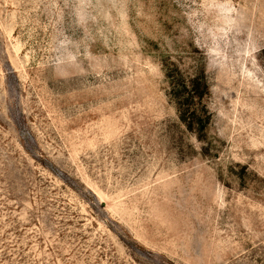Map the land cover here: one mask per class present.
<instances>
[{
	"label": "rangeland",
	"instance_id": "obj_1",
	"mask_svg": "<svg viewBox=\"0 0 264 264\" xmlns=\"http://www.w3.org/2000/svg\"><path fill=\"white\" fill-rule=\"evenodd\" d=\"M0 264H264V0H0Z\"/></svg>",
	"mask_w": 264,
	"mask_h": 264
},
{
	"label": "trees",
	"instance_id": "obj_2",
	"mask_svg": "<svg viewBox=\"0 0 264 264\" xmlns=\"http://www.w3.org/2000/svg\"><path fill=\"white\" fill-rule=\"evenodd\" d=\"M165 74L181 122L199 139H203L210 123V113L205 104L210 88L205 71L199 70L191 78H186L179 67L172 63L165 66Z\"/></svg>",
	"mask_w": 264,
	"mask_h": 264
}]
</instances>
